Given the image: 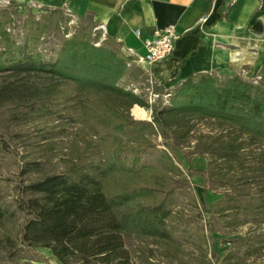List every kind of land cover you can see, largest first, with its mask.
<instances>
[{
    "label": "rangeland",
    "instance_id": "1",
    "mask_svg": "<svg viewBox=\"0 0 264 264\" xmlns=\"http://www.w3.org/2000/svg\"><path fill=\"white\" fill-rule=\"evenodd\" d=\"M82 26L64 12L13 2L0 6V29L8 30L20 43L28 39L45 59L55 58L63 41L79 33ZM93 42L107 46L100 40ZM120 55L130 67L129 56L121 51ZM50 83L44 76L0 73V93L14 90L28 94L34 87ZM148 84L142 75L134 82L121 80L125 89L137 94L146 87L149 99ZM60 87L61 95L51 104L54 111L45 117L18 106L17 97L0 98V205L6 211L0 225V264H59L50 249L19 244L26 220L16 205L22 179L35 180L71 166L105 169L113 151L129 168L133 149L146 151L143 162L153 165L162 182L175 188L168 224L175 240L143 241L131 236L128 244L133 250L152 255V264H226L228 255L233 264H264V143L251 142L218 121L193 120L187 138L184 128L179 129L173 150L166 146L171 140L161 134L115 131L112 127L119 119L109 107L129 118V111L118 99L92 95L85 104H73L69 102L70 95L76 93L72 86ZM156 103L164 104L162 97ZM139 107L147 118H137L133 108L131 118L152 122L150 108ZM230 143L243 146L237 158H222ZM28 162L39 164L41 171L23 176ZM126 180L116 177L111 181ZM254 244L262 249L251 255L247 249Z\"/></svg>",
    "mask_w": 264,
    "mask_h": 264
},
{
    "label": "trees",
    "instance_id": "2",
    "mask_svg": "<svg viewBox=\"0 0 264 264\" xmlns=\"http://www.w3.org/2000/svg\"><path fill=\"white\" fill-rule=\"evenodd\" d=\"M0 41V73L38 75L52 81L34 87L28 94L1 91L0 98L17 97L18 106L30 112L50 115L54 111L51 104L61 95L60 85L64 84L76 92L69 97L73 104H85L92 95L118 99L129 111V118L109 107L119 119L112 127L115 131L161 134L171 140L166 146L173 150L175 135L184 128L187 138L193 120L218 121L235 128L251 142L264 143V83L240 76L204 74L170 89L169 104H150L146 87L137 94L121 85L129 73L127 59L108 46H96L83 33L65 39L56 57L50 59H45L28 39L20 43L6 29H0ZM141 75L142 80L148 79L146 73ZM153 91L162 94L166 89L155 84ZM136 105L152 108L153 121L132 119L131 109ZM242 146L227 144L222 158H237ZM133 151L129 168L113 151L108 154L105 169L91 171L71 166L35 180L22 179L16 198L18 210L26 215L20 246L50 249L59 264H152V255L133 250L128 238L175 240L168 229L175 188L162 182L153 165L143 162L146 151ZM37 171H41L40 165L28 162L22 175ZM116 177L129 180L112 182ZM5 216L0 205V225ZM261 249L254 244L247 252L253 255ZM229 259L231 255L226 264H233Z\"/></svg>",
    "mask_w": 264,
    "mask_h": 264
},
{
    "label": "crops",
    "instance_id": "3",
    "mask_svg": "<svg viewBox=\"0 0 264 264\" xmlns=\"http://www.w3.org/2000/svg\"><path fill=\"white\" fill-rule=\"evenodd\" d=\"M64 12L84 26L79 33L119 54L133 49L124 80L142 74L164 89L192 77L240 76L264 83V0H12ZM175 25L178 38L166 59L140 64L144 40L155 29ZM82 25V24H81ZM139 31V35L136 34Z\"/></svg>",
    "mask_w": 264,
    "mask_h": 264
},
{
    "label": "built area",
    "instance_id": "4",
    "mask_svg": "<svg viewBox=\"0 0 264 264\" xmlns=\"http://www.w3.org/2000/svg\"><path fill=\"white\" fill-rule=\"evenodd\" d=\"M12 0H0V6H8L10 5ZM35 6V5H33ZM136 34L139 35V31H136ZM178 38V33L176 31L175 25L171 24L164 28L155 29L151 38H147L144 40V47L146 53L142 56H138L135 58L140 64H149L159 60L166 59L169 57L174 50L175 41ZM125 54L128 56H133V49H127ZM129 56V57H130ZM148 87L147 91L149 92V102L150 104L155 103L159 98L162 97L164 104H169L171 97V90L166 89V91L162 94L155 93L153 91V87L156 84L151 77H148ZM138 89H135L137 91ZM152 112V108H150Z\"/></svg>",
    "mask_w": 264,
    "mask_h": 264
},
{
    "label": "bare ground",
    "instance_id": "5",
    "mask_svg": "<svg viewBox=\"0 0 264 264\" xmlns=\"http://www.w3.org/2000/svg\"><path fill=\"white\" fill-rule=\"evenodd\" d=\"M132 111V113L139 119L147 118L145 110L139 107L138 105L134 106Z\"/></svg>",
    "mask_w": 264,
    "mask_h": 264
}]
</instances>
